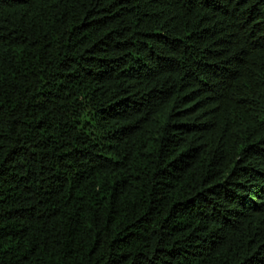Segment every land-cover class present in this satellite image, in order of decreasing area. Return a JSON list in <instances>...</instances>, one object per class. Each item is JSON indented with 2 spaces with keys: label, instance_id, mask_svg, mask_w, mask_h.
<instances>
[{
  "label": "trees",
  "instance_id": "16d2710c",
  "mask_svg": "<svg viewBox=\"0 0 264 264\" xmlns=\"http://www.w3.org/2000/svg\"><path fill=\"white\" fill-rule=\"evenodd\" d=\"M0 264H264V0H0Z\"/></svg>",
  "mask_w": 264,
  "mask_h": 264
}]
</instances>
